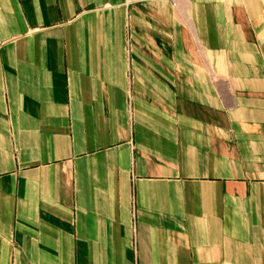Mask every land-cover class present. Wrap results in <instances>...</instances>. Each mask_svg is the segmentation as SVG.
Segmentation results:
<instances>
[{"label":"crops","instance_id":"1","mask_svg":"<svg viewBox=\"0 0 264 264\" xmlns=\"http://www.w3.org/2000/svg\"><path fill=\"white\" fill-rule=\"evenodd\" d=\"M0 264H264V0H0Z\"/></svg>","mask_w":264,"mask_h":264}]
</instances>
